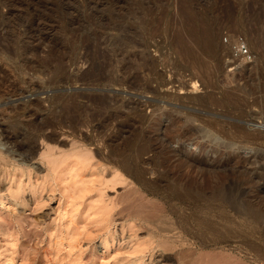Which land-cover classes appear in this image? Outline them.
Masks as SVG:
<instances>
[{
    "label": "rangeland",
    "instance_id": "1",
    "mask_svg": "<svg viewBox=\"0 0 264 264\" xmlns=\"http://www.w3.org/2000/svg\"><path fill=\"white\" fill-rule=\"evenodd\" d=\"M179 2L0 0V264H264V0H188L205 51ZM88 45L122 84L76 80Z\"/></svg>",
    "mask_w": 264,
    "mask_h": 264
},
{
    "label": "bare ground",
    "instance_id": "2",
    "mask_svg": "<svg viewBox=\"0 0 264 264\" xmlns=\"http://www.w3.org/2000/svg\"><path fill=\"white\" fill-rule=\"evenodd\" d=\"M176 1V0H175ZM179 1V0H178ZM190 1V0H189ZM181 2V3H180ZM180 5H178L180 8L179 12L180 14L185 18V20L187 21V24L188 26L190 27L189 29V40L190 42L192 43H199L201 40L203 41L202 44H201V47L205 50H210L211 48H213L215 45V35H214V30L212 29L211 26H209V24H206L204 21H199V23L196 22V19H199V18H196L195 16V13H194V8H192L190 5H189V2L188 0H180ZM178 3V4H179ZM176 5V4H175ZM177 6V5H176ZM178 9L175 8V10ZM178 11V10H177ZM196 11V10H195ZM176 13V12H175ZM198 12L196 11V14ZM200 14V13H199ZM201 16L203 14H200ZM199 16V15H198ZM208 16L206 15L205 18H207ZM209 18V17H208ZM171 22V21H170ZM173 22V21H172ZM175 22V21H174ZM173 22V23H174ZM172 23V25H173ZM177 23V22H176ZM174 23V24H176ZM171 25V23H170ZM178 25H179V28L181 27L180 24L177 23L176 25V28H178ZM175 27V25H174ZM172 27V28H174ZM171 28V29H172ZM175 29V28H174ZM183 28H180V30H182ZM177 30V29H176ZM180 30L178 29L177 31H179V34H180ZM172 31V30H171ZM183 31V30H182ZM185 31V28H184V34L186 33ZM172 33V32H171ZM177 33V32H176ZM188 33V32H187ZM175 34V32H174ZM173 34V35H174ZM181 34L183 36H185L182 32ZM177 36L176 34L174 35V37ZM129 36H124V35H120L118 37V41L116 42L115 45L112 46V48L110 49V51H115L116 49H119V45H122L124 43L126 44H133L134 42H132L131 39L128 38ZM178 37V46L183 49V51L185 52V55L194 59L195 61H199V55H200V52H204V51H198V56H197V52L195 51L194 48H186V43L190 44V42H188V39H185L183 38L182 36H177ZM176 37V38H177ZM186 37H187V34H186ZM144 43V42H143ZM188 44V45H189ZM142 45V44H141ZM192 45V44H190ZM189 45V46H190ZM198 45V44H197ZM118 46V47H116ZM196 45L193 44V47H195ZM200 46V45H199ZM185 47V48H184ZM90 46L88 45L86 47V53L84 55V59H85V62L88 63V67L87 69L82 72L76 80H79V81H82V82H85L86 84H92V85H100L101 83L103 82H109L111 81L112 83L114 84H117V83H123L125 80L123 78L121 79H115L113 78V74H112V71L113 68H112V65H111V55L109 54H99L98 53V57L96 56L97 53L93 54V52L90 51ZM145 48V47H144ZM202 49V50H203ZM137 56V55H136ZM142 58V57H140ZM143 62H145L144 60V57L142 58ZM150 61V60H148ZM148 61H146L145 63V66H147L149 68V71H153V64L152 61H150L151 63H149ZM148 62V63H147ZM144 64V63H143ZM122 69L125 70V67H122ZM135 77H133L132 79H134ZM126 82L129 84V83H132V80L131 79H126ZM135 83V82H134ZM104 84V83H103ZM135 85V84H134ZM133 86V85H132ZM94 94V93H93ZM89 99L91 100L92 103L94 104H97V106L99 105H102V104H107L109 102H107L108 98L105 96V95H101V94H98V95H92L90 96L89 95ZM139 108V107H138ZM136 107V109H138ZM99 110V109H98ZM137 111V110H136ZM90 113V112H89ZM100 112L97 111V112H92L89 114V117L88 118H93L95 117L96 115L98 116ZM88 114V113H87ZM100 115V114H99ZM96 116V117H97ZM188 120H193L192 116H189L188 117ZM160 120H158L157 122H159ZM261 126H264V123L261 124ZM175 127V123H172L170 122L169 123V128L170 129H173ZM3 130V129H2ZM0 137H2V141L4 143H10V142H13L15 139V137L9 133L8 131H4L3 130V133H0ZM29 140V138H28ZM27 140V141H28ZM26 143L24 142H21L20 144H17V148L19 151L23 150V148L25 147ZM183 148H179L177 150H175V154H178V156L180 157V160H181V164L185 167H189V168H192L194 170H197L198 174H201L204 170V168H206V166L204 165V163L202 162V160L198 159L199 157H189L188 155H186V151L185 153L182 151Z\"/></svg>",
    "mask_w": 264,
    "mask_h": 264
},
{
    "label": "built area",
    "instance_id": "3",
    "mask_svg": "<svg viewBox=\"0 0 264 264\" xmlns=\"http://www.w3.org/2000/svg\"><path fill=\"white\" fill-rule=\"evenodd\" d=\"M224 45L230 47V52L227 59V64L231 65L230 70L240 68L251 64L255 56L251 51L246 38L239 33H224L222 37Z\"/></svg>",
    "mask_w": 264,
    "mask_h": 264
}]
</instances>
